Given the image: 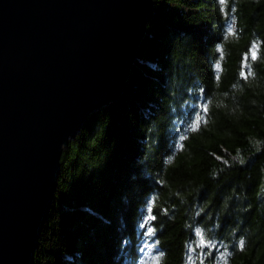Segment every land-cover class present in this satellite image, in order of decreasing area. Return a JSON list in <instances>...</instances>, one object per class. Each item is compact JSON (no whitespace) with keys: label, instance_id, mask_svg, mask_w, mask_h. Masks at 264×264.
<instances>
[{"label":"trees","instance_id":"16d2710c","mask_svg":"<svg viewBox=\"0 0 264 264\" xmlns=\"http://www.w3.org/2000/svg\"><path fill=\"white\" fill-rule=\"evenodd\" d=\"M153 5L121 97L62 151L34 264H264V0Z\"/></svg>","mask_w":264,"mask_h":264},{"label":"water","instance_id":"95a60500","mask_svg":"<svg viewBox=\"0 0 264 264\" xmlns=\"http://www.w3.org/2000/svg\"><path fill=\"white\" fill-rule=\"evenodd\" d=\"M153 0H0V264H34L60 157L116 103Z\"/></svg>","mask_w":264,"mask_h":264},{"label":"snow or ice","instance_id":"6c2138e0","mask_svg":"<svg viewBox=\"0 0 264 264\" xmlns=\"http://www.w3.org/2000/svg\"><path fill=\"white\" fill-rule=\"evenodd\" d=\"M220 2H221V4H223V3H224V0H220ZM229 34H232V30H231V28H229ZM255 48H256V46L253 45V50H252V52H251V56H252V59H253V60L256 59V51H255ZM217 68L219 69V64H217ZM251 74H252V73H251V71L249 70V72L247 73V75H251ZM241 75L244 76L245 73L242 72ZM245 78H246V77H245ZM205 110H206V109H205ZM199 125H200V120L198 119V120L192 125V130H193V131L197 130L198 127H199ZM149 211H150V209H149ZM150 218H152V217H150ZM149 234H151V229H149ZM198 234H199V233H198ZM200 243H201V245L204 244V240H203V238H201ZM243 245H244V242H243V240H241V241H240V246H241V248H243ZM158 262H159V257H154V258H153V264H158ZM224 264H227V260H226V259L224 260Z\"/></svg>","mask_w":264,"mask_h":264},{"label":"rangeland","instance_id":"374dc122","mask_svg":"<svg viewBox=\"0 0 264 264\" xmlns=\"http://www.w3.org/2000/svg\"><path fill=\"white\" fill-rule=\"evenodd\" d=\"M153 258L150 252H146L142 264H153Z\"/></svg>","mask_w":264,"mask_h":264}]
</instances>
